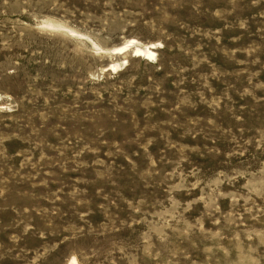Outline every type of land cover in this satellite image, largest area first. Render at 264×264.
Returning a JSON list of instances; mask_svg holds the SVG:
<instances>
[{"label":"rangeland","instance_id":"rangeland-1","mask_svg":"<svg viewBox=\"0 0 264 264\" xmlns=\"http://www.w3.org/2000/svg\"><path fill=\"white\" fill-rule=\"evenodd\" d=\"M72 259L264 264V0H0V264Z\"/></svg>","mask_w":264,"mask_h":264},{"label":"bare ground","instance_id":"bare-ground-1","mask_svg":"<svg viewBox=\"0 0 264 264\" xmlns=\"http://www.w3.org/2000/svg\"><path fill=\"white\" fill-rule=\"evenodd\" d=\"M119 50H121V49H119ZM148 50V49H147ZM151 50V49H150ZM124 51V50H123ZM117 54V53H116ZM135 55H137L139 58L141 57V58H144V59H146L147 60V58H150L151 59V57H153V53L152 52H148V51H143L142 50V52L141 51H135V54H134V56ZM136 56V57H137ZM137 57V58H138ZM150 59H149V61H150ZM113 69V68H112ZM70 264H76V261H75V259H72L71 260V262H70Z\"/></svg>","mask_w":264,"mask_h":264}]
</instances>
